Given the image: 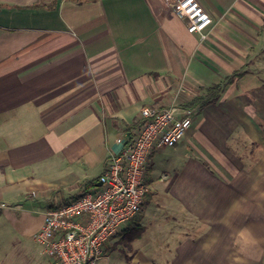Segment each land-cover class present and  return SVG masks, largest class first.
Returning a JSON list of instances; mask_svg holds the SVG:
<instances>
[{
  "label": "crops",
  "instance_id": "crops-1",
  "mask_svg": "<svg viewBox=\"0 0 264 264\" xmlns=\"http://www.w3.org/2000/svg\"><path fill=\"white\" fill-rule=\"evenodd\" d=\"M197 1L205 39L167 0H0V219L35 235L47 210L98 186L141 109L186 106L236 75L152 152L143 208L120 231L139 237H113L98 264H261L264 0Z\"/></svg>",
  "mask_w": 264,
  "mask_h": 264
},
{
  "label": "built area",
  "instance_id": "built-area-1",
  "mask_svg": "<svg viewBox=\"0 0 264 264\" xmlns=\"http://www.w3.org/2000/svg\"><path fill=\"white\" fill-rule=\"evenodd\" d=\"M167 5L189 33L205 39L204 31L212 20L197 0H167ZM194 114L191 107L175 104L141 109L123 150L108 157L98 186L83 188L77 199L44 213L34 235L43 253L56 264H98L106 243L143 208L152 152L177 145Z\"/></svg>",
  "mask_w": 264,
  "mask_h": 264
},
{
  "label": "rangeland",
  "instance_id": "rangeland-1",
  "mask_svg": "<svg viewBox=\"0 0 264 264\" xmlns=\"http://www.w3.org/2000/svg\"><path fill=\"white\" fill-rule=\"evenodd\" d=\"M0 232L3 234L0 238V264H55L34 241V233L30 230L21 235L12 224L0 219ZM261 264H264V255Z\"/></svg>",
  "mask_w": 264,
  "mask_h": 264
},
{
  "label": "trees",
  "instance_id": "trees-1",
  "mask_svg": "<svg viewBox=\"0 0 264 264\" xmlns=\"http://www.w3.org/2000/svg\"><path fill=\"white\" fill-rule=\"evenodd\" d=\"M235 80H237L236 75H234L231 79H229L227 84L221 85H214L209 88L205 89V96H199L192 100L190 103H188L185 107H192L196 104H199V106L204 107L211 103H216L221 96V93L223 92V88L226 87V85L232 84ZM78 198V195L70 199L68 202L73 201ZM132 228H125L122 232L117 233L114 237H121V241L125 238L127 242L133 241L134 239H137L139 237V233H136L132 235ZM140 232V231H139ZM113 249V248H112Z\"/></svg>",
  "mask_w": 264,
  "mask_h": 264
}]
</instances>
